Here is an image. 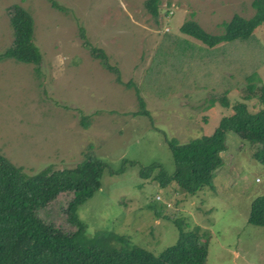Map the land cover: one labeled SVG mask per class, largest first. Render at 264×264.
<instances>
[{
  "label": "rangeland",
  "instance_id": "1",
  "mask_svg": "<svg viewBox=\"0 0 264 264\" xmlns=\"http://www.w3.org/2000/svg\"><path fill=\"white\" fill-rule=\"evenodd\" d=\"M57 1L67 10L48 0H0V52L13 39L8 7L19 3L33 16L42 53L39 65L0 62V154L28 173L48 165L73 168L87 155L100 158L101 186L78 210L90 235L108 230L158 254L177 241L173 220L179 219L185 229L211 232L203 236L209 242L207 264H264V226L247 221L252 200L264 193V165L252 157L251 144L228 133L215 189L195 194L175 182L159 186L141 177L138 167L158 162L172 173L166 139L183 145L211 135L238 101L253 113L261 108L257 97H244L251 85L257 94L264 86V24L250 37L213 47L180 30L192 19L220 34L234 12L244 18L255 13L253 0H162L157 16L145 0ZM81 27L119 69L121 84L85 47ZM135 88L148 117L135 115ZM124 159L136 165L111 174ZM70 196L39 215L75 231L64 212Z\"/></svg>",
  "mask_w": 264,
  "mask_h": 264
},
{
  "label": "trees",
  "instance_id": "2",
  "mask_svg": "<svg viewBox=\"0 0 264 264\" xmlns=\"http://www.w3.org/2000/svg\"><path fill=\"white\" fill-rule=\"evenodd\" d=\"M48 1L57 9L67 10L57 0ZM161 1L145 0V6L152 15L157 16ZM252 3L256 11L250 18L234 12L228 21L222 22L220 34L205 31L192 19L183 22L180 30L211 47L223 41L250 37L264 24V0H253ZM8 13L13 39L11 45L0 52V62L13 59L39 65L42 53L34 41L32 14L19 3L11 4ZM80 29L83 43L90 54L104 68L113 72L115 81L121 84L119 69L109 63L102 48L91 44L85 28ZM256 88L251 85L253 95L247 94L244 98L257 97L262 105L259 110L253 113L245 102L238 101L231 106L233 113L222 117L211 135L183 145L166 139L174 161V171L169 173L160 163L150 162L147 165L138 164L139 175L154 178L162 187L175 182L188 194H195L207 187L215 189L213 177L216 168L224 163L228 133H234L241 141L251 144L254 149L252 157L264 165V86H261L260 94L253 93ZM135 92L140 108L135 115L148 117L145 101L137 88ZM222 105L229 107L226 101ZM84 126L87 127L85 122ZM127 165H136V162L124 159L109 172L122 173ZM104 168L105 163L100 158L87 155L73 168L57 169L48 165L28 173L22 166L0 154V264H207L209 242L203 236L211 232H199L197 227L185 229L179 219L173 220L179 230L177 241L158 254L108 230L88 234L78 210L100 188ZM68 193L71 196L64 205V212L67 221L76 227L75 231H66L60 224L45 221L39 215L45 206ZM149 207L152 209V205ZM155 211L161 217L162 214ZM247 221L264 226V193L252 200Z\"/></svg>",
  "mask_w": 264,
  "mask_h": 264
},
{
  "label": "built area",
  "instance_id": "3",
  "mask_svg": "<svg viewBox=\"0 0 264 264\" xmlns=\"http://www.w3.org/2000/svg\"><path fill=\"white\" fill-rule=\"evenodd\" d=\"M157 197H159V196L157 195Z\"/></svg>",
  "mask_w": 264,
  "mask_h": 264
},
{
  "label": "crops",
  "instance_id": "4",
  "mask_svg": "<svg viewBox=\"0 0 264 264\" xmlns=\"http://www.w3.org/2000/svg\"><path fill=\"white\" fill-rule=\"evenodd\" d=\"M228 135V134H227Z\"/></svg>",
  "mask_w": 264,
  "mask_h": 264
}]
</instances>
